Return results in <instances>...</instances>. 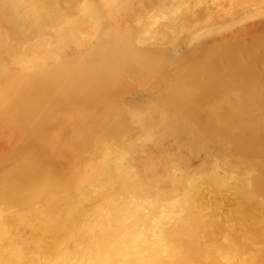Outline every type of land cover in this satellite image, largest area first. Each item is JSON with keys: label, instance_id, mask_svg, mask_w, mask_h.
<instances>
[{"label": "bare ground", "instance_id": "6f19581e", "mask_svg": "<svg viewBox=\"0 0 264 264\" xmlns=\"http://www.w3.org/2000/svg\"><path fill=\"white\" fill-rule=\"evenodd\" d=\"M0 264H264V0H0Z\"/></svg>", "mask_w": 264, "mask_h": 264}]
</instances>
